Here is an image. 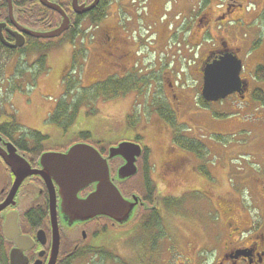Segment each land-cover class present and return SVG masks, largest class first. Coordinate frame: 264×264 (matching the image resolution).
<instances>
[{
  "label": "rangeland",
  "instance_id": "374dc122",
  "mask_svg": "<svg viewBox=\"0 0 264 264\" xmlns=\"http://www.w3.org/2000/svg\"><path fill=\"white\" fill-rule=\"evenodd\" d=\"M208 1L112 0L108 15L100 23L117 28L114 31L118 41L114 39L113 53L102 48L98 30L103 26L93 27L88 23L84 27L91 28L85 35L72 36L67 32L47 42L50 46L45 49H49L43 68L46 72L41 74L39 66L32 67L37 56L35 49V54L30 53L27 59L21 56L19 76L14 80L6 77L13 72V67L0 74V93L5 92L0 99V111L4 115L9 113L10 117L17 116L14 127L19 132L14 137L26 138L28 147L42 146L41 152L33 155L35 159L43 151H65L77 142L90 143L104 153L121 141L139 143L145 148L140 165L149 168L144 172L142 168L132 184L143 181L137 192L145 197L151 192L148 188L153 187L152 195L157 198L145 201L150 207L167 203L172 207L173 212L166 214V218L157 209L143 210L133 220L138 226L134 231L141 232V236L135 235L133 239L121 227L102 234L99 244L89 237L77 251L74 249L76 253L65 264H167L169 258L170 264H176V254L190 251L180 247L175 238L183 232L189 235L191 245L200 244L197 230L201 224H195L210 219L207 208L199 205L205 185L212 183L210 189L221 191L231 183L238 192L244 186L245 196L250 189V195L258 198L259 191L250 181L264 151V127L252 121L256 103L249 97L239 103L236 94L209 104L199 102L201 60L217 42L215 37L207 35L201 14L209 6L221 12V6L234 3L233 0ZM263 2L241 0L240 9L226 15L230 20L224 36L233 38L226 42L234 47L237 39L241 40V47L238 46L244 63L243 76L252 72L250 47L263 48L264 19L258 17ZM231 16L236 20H231ZM109 77L112 79L104 84ZM129 77L136 85L126 80L120 83ZM96 81L104 84L99 85V91L93 85ZM177 89L184 94L185 102L174 112L176 104L169 96ZM76 99L82 103L78 108ZM71 113L75 114L68 121ZM55 115L66 126L61 127L60 121L54 123ZM40 137L42 140L38 143ZM178 143H182V150H178ZM173 156L183 159V173L164 176L166 180H163L164 162ZM26 206L24 203L23 208ZM178 216L186 217V225ZM103 225L110 228L108 224ZM67 236L74 240L77 237L70 232ZM3 240L0 238L1 262Z\"/></svg>",
  "mask_w": 264,
  "mask_h": 264
},
{
  "label": "flooded vegetation",
  "instance_id": "af4514ba",
  "mask_svg": "<svg viewBox=\"0 0 264 264\" xmlns=\"http://www.w3.org/2000/svg\"><path fill=\"white\" fill-rule=\"evenodd\" d=\"M10 1L12 3V8L10 7ZM10 1L0 0V74L3 71L6 73L9 67H13V72L9 76L6 75V77L8 79L14 80L15 76H19L21 56L26 58V56L30 55V53H37V56L35 59H33V65L29 63V67H31L30 65H32V67L35 66L36 68L39 66L40 72L42 74L46 72V70L43 71L44 65H42V63L44 61L45 64L49 50L45 49L50 46L46 44L47 42H53V40L58 38L35 37L21 30L19 26L47 35L61 25L63 22V16L59 12L44 5L41 0ZM49 1L58 4L67 13L71 21V26L68 31H73L71 33L75 32L73 29L76 27L83 29L88 23H97L94 20L97 12L100 14V11L102 12L104 9L108 10L109 7V5H106V1L108 0L104 2L101 0L97 7L98 11L95 14H92V11L95 9L85 14H78L74 11L72 1V9L67 6V0ZM233 1L234 3L227 2V5L221 6V12H217L214 7L209 6L207 8L208 10L201 14L203 20L206 22L208 34L211 36V38L215 37L217 42L216 45H212L208 48L205 57L201 60V66L199 68L200 72L201 67L206 62H212L225 50H227V48L239 51L241 49L240 39H237L236 46L230 47V44L226 42V39L233 38L224 36L220 31V27L226 29L228 26L229 21H226L228 20L226 15L232 13L234 14L235 11L239 10L241 7V0ZM93 2L94 0H79L80 4L86 5H90ZM55 12L60 16L58 19ZM260 13L261 16L258 15V17L264 19V5ZM221 21L225 22L219 26V22ZM116 29V27L105 26L101 28L100 38L102 39L101 43L104 45L103 50L109 51V53H113L112 51L116 50L115 40L118 41V37L115 33ZM218 33H220V36L216 37ZM113 34L115 37H113ZM261 41H263L262 50L256 45L250 47L251 54L249 56L252 60V72L249 75H242L247 87L246 91L242 92L241 94H236L237 101L239 103L241 102L239 99H243L246 102V97H249V99L253 100H251L253 103H256L254 105L256 113L252 117V121H256L255 125L258 127H264V38H262ZM21 42L24 43L23 46L13 47V45L20 44ZM226 44L227 46H225ZM35 49L37 52L33 53ZM240 54L241 53H239V55ZM117 57L118 60L121 59L119 54ZM118 65L121 66L120 63ZM29 78H31V74H29ZM253 86L259 87V89L262 90V94L256 93V95L253 96V89L255 88ZM13 88L14 87L11 89L13 90ZM14 94L15 93H13L12 97H14ZM4 95L5 92L3 90L0 93V99ZM169 98H171L176 104L174 112L179 110V108L185 102L184 94L178 89L175 93L171 94ZM16 117L17 116H15V114L10 117L9 113L4 115V113L0 111V206L8 199L12 187L14 186L15 180L17 178L16 170L18 172L23 171L28 173L26 170H23V168H20V164L18 166L19 168L14 170L7 162V160L11 162H14L15 160L14 156L12 155L14 150L10 143L16 147L17 153L22 155L31 164L32 169L40 168V165L38 164L40 155L36 159L33 156L36 154L37 144L32 147H28V141L26 138L21 136L20 140H18L16 137H14V134L19 132L18 129L14 127L16 125ZM30 140L32 141V139ZM246 141L248 142V139L244 142ZM177 148L178 150L179 148L182 150L181 146ZM168 151L171 153V150ZM262 155L263 157H260L259 160H257L259 165L258 170L252 174V179H249L259 191V196L257 199L255 198L254 194L250 195V189L249 195L245 196L244 186H242L238 192L236 187H233L235 185H232L231 183L225 185V188L221 191H214L210 189L212 183H208L203 187L204 189H202V191L204 195L202 198H200L199 205H204L205 208H207L209 211L208 214H210V219L204 222L200 220L195 224L197 225L199 222L201 224L197 230L201 241L200 244L197 243L195 245H191L190 241L188 240L189 235L184 234L183 232H181L179 238H175V242L178 243L180 247L186 251H190L188 254H184L183 252L176 254L178 256L176 264H264V151ZM141 159H144V154L137 162L139 169L142 168L140 165ZM123 163L124 160L122 158H117L110 161V165L114 174ZM164 166L165 170L161 177L163 180H166L164 176L168 178L172 175L178 176L183 173L181 171L184 168L183 159L179 156L167 158L164 162ZM133 178L120 181L121 183L119 184L122 190L124 187H126L128 190V196H133L135 193L139 195L137 191H139L142 187L140 184L144 185L143 181H137L136 183L132 184L131 181ZM55 189L57 190V186ZM92 191L93 186H89L84 189L80 195L85 197ZM147 194V197L139 195L144 203L147 201V198L151 197H149V193ZM244 196L248 200L244 199ZM156 198L157 197L154 195L150 199L155 200ZM24 203L27 205L25 208H23ZM165 203H167V201H165ZM147 207H149L147 204L144 206L141 205L136 218L143 210H146ZM156 209L159 214L165 218L166 214L173 212L172 207L168 205V203L162 206H157ZM44 210H46L47 217L44 221V224L40 225L43 222L42 212ZM14 213L18 216L19 226L22 229L24 235L31 236L36 241L33 247L29 246L30 242L28 241L22 242L20 244V247L27 248L25 250V254L29 260L28 264H34L37 261H40L42 264H47L51 250L50 238L48 237V241H46L44 245L39 242L38 238L40 230L44 229V231L47 232L50 229V190L47 182L42 177L35 174H30L19 187L17 194L15 195L14 199L11 200L10 204L0 209V238L4 239L2 244L4 259L2 262L0 261V264H12L10 258L11 251L18 247V244L15 243L14 240L7 238L5 239L6 236L4 232V225L7 218H13ZM178 217L183 224L186 223V217ZM47 218H49V221ZM110 221L106 217H99L91 221L79 223L73 226L69 225L67 227H63L60 225L62 238L58 262L61 261V264H65L66 261H68V259L71 258L75 253L74 249L77 251L78 248L87 239H89V237L99 244L102 234L106 232L110 233L111 230L114 231L115 229L113 230V227L118 228V226L111 221L113 223L112 227V223ZM103 224L110 225V228L104 227ZM135 225L136 222L133 223L132 221L124 227L125 230L123 231L127 232V237L129 239H133L132 237L135 235L141 236V232H135L138 229V226ZM91 228L94 230L90 236L89 232L91 231ZM67 232H70L72 235H76V240H74L72 236L68 238ZM63 246H65V249ZM203 250H205L204 255L202 254ZM180 257H182V259H180ZM147 259L149 261L148 257ZM169 260L170 258L168 259L167 264H170ZM13 264L27 263L24 260L17 258L14 260Z\"/></svg>",
  "mask_w": 264,
  "mask_h": 264
},
{
  "label": "water",
  "instance_id": "95a60500",
  "mask_svg": "<svg viewBox=\"0 0 264 264\" xmlns=\"http://www.w3.org/2000/svg\"><path fill=\"white\" fill-rule=\"evenodd\" d=\"M10 1V0H9ZM101 0H94L90 5L80 4L79 0H72L74 11L84 14L98 6ZM49 8L59 12L63 16V22L59 27L47 35L33 31L32 29L19 28L26 33L43 38H56L61 36L71 26L67 13L58 4L49 0H41ZM10 7L12 3L10 1ZM24 39V38H23ZM23 42L13 47L23 46ZM242 60L233 52H226L220 58L208 63L202 69L204 83L203 97L207 101H218L235 92H242L244 82L241 78ZM13 147L14 162L7 160L14 170L23 168L28 173L16 170L17 178L8 199L0 206V209L10 204L19 187L30 174L42 177L50 190V219L52 227V245L47 264H56L61 245L59 219L65 226H73L79 223L91 221L98 217H108L120 226H126L132 222L138 212L141 198L137 194L127 197L123 194L116 181H124L138 173L137 161L143 153V147L133 141H121L109 148L107 156L95 146L77 142L66 151H46L38 160L40 168L32 169L31 164ZM122 158L124 163L118 168L117 175L112 177L110 160ZM57 186V190L55 187ZM89 186L93 191L82 197L80 193ZM142 205L146 203L141 202ZM17 213V212H16ZM5 235L18 244L10 254L11 262L20 258L27 264L28 257L25 254L27 248L20 247L22 242H30L33 247L36 241L24 235L18 225V216L8 217L4 225ZM39 240L44 244L47 241L45 231L38 234ZM34 264H42L40 261Z\"/></svg>",
  "mask_w": 264,
  "mask_h": 264
},
{
  "label": "trees",
  "instance_id": "16d2710c",
  "mask_svg": "<svg viewBox=\"0 0 264 264\" xmlns=\"http://www.w3.org/2000/svg\"><path fill=\"white\" fill-rule=\"evenodd\" d=\"M68 1V4H67V6L68 7H70V9H72L71 8V1L72 0H67ZM104 1H106V0H103V2ZM112 0H108V1H106V5H109L110 4V2H111ZM98 7V6H97ZM97 7L95 8V10L94 11H92V14H95L97 11H98V9H97ZM107 9H104V11H100V14H98V12H97V14L95 15V17H94V20L96 21V22H98V21H101L106 15H107ZM56 13V12H55ZM56 15H57V19L60 17L59 16V14L58 13H56ZM73 30H75V32L74 33H71V35L72 36H75V35H78V34H80L81 32H82V30L81 29H79L78 27H76L75 29H73ZM68 32H73V31H68ZM67 33V32H66ZM42 65H44V61H43V63H42ZM128 76H130V75H128ZM112 78L111 77H109V78H107L105 81H103V82H105L104 84H106V83H108L110 80H111ZM131 81V85H136V82H135V80L134 79H132V78H126V79H121L120 81V83H123L124 81ZM103 82L102 83H98L96 86H97V88L99 87V85H102L103 84ZM147 83V82H146ZM103 84V85H104ZM254 87H256V86H254ZM99 90H101V89H97L96 91H99ZM93 91V90H92ZM256 93H261L262 94V90L261 89H259V88H255L254 89V91H253V96H255L256 95ZM200 100L202 101V102H204V103H206V104H208V102L203 98V96H201L200 97V99H199V102H200ZM241 102L240 103H243V102H245L243 99H239ZM80 104H82V103H80L79 102V99L76 101V108H78L79 107V105ZM203 104V103H202ZM76 111H78V109L76 110ZM167 112H162L161 114H166ZM74 114L75 113H71V114H68V116L69 117H67L68 118V121H69V119H71L73 116H74ZM173 115V114H172ZM169 119V118H168ZM170 120V119H169ZM55 121V122H54ZM54 123H58L59 121H60V124H61V127L62 126H66V123H64V120H62L61 118H59V116H56L55 115V118H54ZM67 122V121H66ZM169 123L170 124H172V125H174L175 124V122L174 121H169ZM71 124H72V122H71ZM16 126V125H15ZM66 129V128H65ZM41 138V137H40ZM42 140V138L40 139V140H38V143L40 142ZM190 142H192V144H194V141L192 140H190ZM181 146H182V143H179ZM188 147L190 148V147H192V148H196L197 146H192V145H188ZM41 150H42V146L40 145H38L37 146V150H36V154L37 153H39V152H41ZM148 168H149V166L148 165H145V170H148ZM144 171V170H143ZM148 188V187H147ZM152 188L153 187H149L148 188V191L151 189V192H149V197L151 196V197H153L154 195H152ZM123 191H124V193H128V190L126 189V187H124L123 188ZM150 197V198H151ZM42 216H43V220L44 219H46V217H47V213H46V210H44L43 212H42Z\"/></svg>",
  "mask_w": 264,
  "mask_h": 264
}]
</instances>
